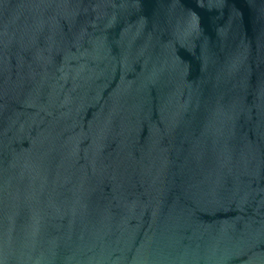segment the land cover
<instances>
[{
	"label": "water",
	"instance_id": "water-1",
	"mask_svg": "<svg viewBox=\"0 0 264 264\" xmlns=\"http://www.w3.org/2000/svg\"><path fill=\"white\" fill-rule=\"evenodd\" d=\"M0 264H264V0H0Z\"/></svg>",
	"mask_w": 264,
	"mask_h": 264
}]
</instances>
